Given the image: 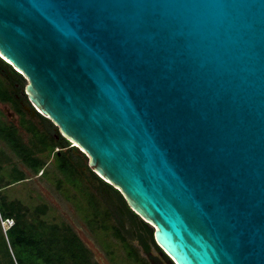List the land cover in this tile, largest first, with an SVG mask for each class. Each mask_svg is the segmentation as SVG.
<instances>
[{"label":"water","instance_id":"water-1","mask_svg":"<svg viewBox=\"0 0 264 264\" xmlns=\"http://www.w3.org/2000/svg\"><path fill=\"white\" fill-rule=\"evenodd\" d=\"M0 55L168 264H264V0H0Z\"/></svg>","mask_w":264,"mask_h":264},{"label":"trees","instance_id":"trees-1","mask_svg":"<svg viewBox=\"0 0 264 264\" xmlns=\"http://www.w3.org/2000/svg\"><path fill=\"white\" fill-rule=\"evenodd\" d=\"M25 84L22 74L0 57V102L10 104L20 116V124L31 133L32 145H27L23 141L12 122L7 123L1 117L0 139L34 173L41 171L44 166L38 153L43 151L52 153L55 148H58L53 152L57 168L70 183L77 185L86 180L83 171V168H86L95 183V189L101 195H106L107 204L112 203L115 206V208L107 206L104 212H99L91 193L88 201L91 204L93 218L87 220L96 219L99 213L101 220L114 218L116 223L109 227L122 242L128 257L133 259L135 264H151L149 258L146 259L138 254L128 240V235L133 232L136 242L151 258L152 246L160 251L154 241V229L130 209L118 189L101 179L87 166L85 157L77 146L71 145V142L62 136H59V140L55 138L49 119L34 111L29 103L25 94ZM24 106L29 107V110ZM31 113L38 117V123L33 122L31 118L24 119ZM1 160L3 159L0 151V162ZM6 175L9 179H5ZM25 178L24 171L19 168L13 167L6 173L0 164V264H96L91 258L90 249L70 225L49 223L45 220L43 215L48 209L46 204L41 203L29 209L20 200H8L2 194V188ZM123 217L127 220V224ZM7 219L12 223L3 229L1 220ZM100 227L105 229L108 225L102 223ZM162 255L168 259L165 253Z\"/></svg>","mask_w":264,"mask_h":264},{"label":"rangeland","instance_id":"rangeland-1","mask_svg":"<svg viewBox=\"0 0 264 264\" xmlns=\"http://www.w3.org/2000/svg\"><path fill=\"white\" fill-rule=\"evenodd\" d=\"M17 71L19 72L18 69ZM20 73L27 84V78L22 71H20ZM8 113L11 114L7 115ZM0 117L7 123L12 122L17 127L18 133L23 141L27 143V145H32L31 133L26 130L25 126L20 124V116L10 104L0 102ZM27 118H31L35 123L39 121L38 117L32 113L24 117V119ZM48 119L52 124V134L56 136L55 138L59 140V136L64 137L56 123L49 117ZM71 145L77 146L79 152L83 153L86 160L85 162L89 167L90 157L87 152L75 142H71ZM56 150H58V148H55L53 152ZM0 151L3 159L0 164L3 166L4 172L8 173L11 168L17 167L24 171L26 175L25 179L2 188V194L6 196L8 200L18 199L29 209L41 203L46 204L48 209L46 214L43 215L45 220L49 223H66L70 225L81 241L90 249L91 258L96 264H135L133 259L128 257L122 242L114 235L111 227H109L111 224L116 223L114 218L101 220V213H99L96 219L92 221L87 220V218H93L91 204L88 201L91 193L94 197L93 200L97 203L99 212H104L107 206L111 208H115V206L112 205V203L107 204L106 195H101L95 189V183L86 168H83L86 180L74 185V183H70L57 168V162L53 152L47 153L43 151L38 153L39 157L44 162V166L41 171L34 173L19 160L1 139ZM5 179H9V177L6 175ZM113 187L120 191L117 186L113 185ZM115 215L118 217V214L115 213ZM123 220L125 224H127L125 217H123ZM10 222L12 223L11 220ZM6 223L2 224L1 222L3 229L10 225V223ZM102 223L108 225V228H101L100 224ZM133 235V232L129 234L128 240L137 250L138 254L146 259L149 258L151 264H168V259L160 254V251L154 246L150 249L151 258L149 255L145 254Z\"/></svg>","mask_w":264,"mask_h":264},{"label":"built area","instance_id":"built-area-1","mask_svg":"<svg viewBox=\"0 0 264 264\" xmlns=\"http://www.w3.org/2000/svg\"><path fill=\"white\" fill-rule=\"evenodd\" d=\"M1 222H2V224H3V223L5 224L6 222H8V223H10V224H11L10 220H8V219H7V220H5V221H2V220H1ZM6 224H7V223H6Z\"/></svg>","mask_w":264,"mask_h":264},{"label":"flooded vegetation","instance_id":"flooded-vegetation-1","mask_svg":"<svg viewBox=\"0 0 264 264\" xmlns=\"http://www.w3.org/2000/svg\"><path fill=\"white\" fill-rule=\"evenodd\" d=\"M25 109H28L29 110V107L27 106H24ZM11 113H8L7 115H10ZM56 137V136H55Z\"/></svg>","mask_w":264,"mask_h":264}]
</instances>
